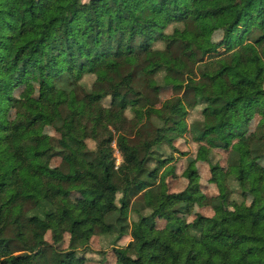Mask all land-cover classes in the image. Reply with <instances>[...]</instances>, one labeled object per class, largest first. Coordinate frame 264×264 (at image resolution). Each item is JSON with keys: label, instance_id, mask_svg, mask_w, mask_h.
Returning <instances> with one entry per match:
<instances>
[{"label": "trees", "instance_id": "obj_1", "mask_svg": "<svg viewBox=\"0 0 264 264\" xmlns=\"http://www.w3.org/2000/svg\"><path fill=\"white\" fill-rule=\"evenodd\" d=\"M29 81L39 96L16 97ZM164 86L173 96L155 108ZM129 110L160 119L152 139L119 131ZM186 133L199 146L172 192L173 168L159 171L173 157L155 147ZM262 159L264 0H0V264H87L93 236L113 234L132 238L115 264H264ZM192 205L214 213L186 221Z\"/></svg>", "mask_w": 264, "mask_h": 264}, {"label": "rangeland", "instance_id": "obj_2", "mask_svg": "<svg viewBox=\"0 0 264 264\" xmlns=\"http://www.w3.org/2000/svg\"><path fill=\"white\" fill-rule=\"evenodd\" d=\"M85 2H89L90 0H84ZM172 27L170 26L168 28V31H172ZM220 36L219 33L215 34L214 38L218 39ZM158 47H163L162 43L157 44ZM162 75H158L157 80H161ZM95 81V76L92 74H88L84 77V85L86 86V89H92L93 83ZM148 90V89H147ZM150 92V90H148ZM40 93L39 85L37 82L29 81L21 86L17 87L14 90V95L18 98H29V97H38ZM150 96L152 97L151 100L154 103L153 107L160 108L162 104L169 98L173 96V91L170 86H164L160 89L158 97L155 98L154 94L151 93ZM110 101V98L104 100V104L108 105ZM18 114L16 111V108H12L9 114V121L10 123H14L16 120ZM128 121L125 124V128H121L119 130L121 133H125L128 135L133 143H142L144 140L152 139L156 133V128L160 126L162 123L158 117L155 115H152L151 118H149L146 114H144L142 120H139L135 117V114L129 110L127 111ZM201 117L200 110L194 109L191 110L188 116L186 117V120L188 121V124H191L193 120L198 119ZM44 132L48 135L57 136L56 132L49 126L45 127ZM88 146L90 148H96V141L93 139L87 140ZM174 147L171 146V144L168 141H165L160 147H155L157 150V156L163 158V159H169L171 156L173 157L172 161H169L165 166L160 167L159 173L162 174L163 171L169 169L170 167L173 168L174 174H169L166 177V181L169 185V190L172 192L180 191L185 188L186 180L184 179L183 172L185 168L187 167L189 163L190 157H195L199 144L195 142L192 138V135L190 133H186L182 135L181 137H178L173 142ZM112 146L114 148V155L116 157V164L118 165L122 162V155L119 152L116 141L112 143ZM214 151V162H218L222 164L223 166H228V152L215 148ZM61 162V158H55L52 161L53 165L59 164ZM261 163L264 165V159L261 160ZM156 162H152L151 167L156 166ZM197 165L199 167L200 173H201V180L203 183V190L208 195H214L217 191L215 185L210 182V170L209 166L204 161H197ZM120 197V195H119ZM72 199L75 201H78L80 199L79 195L74 194L72 196ZM247 201L249 202L251 197L249 195L246 196ZM229 208H232V205H228ZM200 212L205 215H213L214 211L211 206H197L192 205L190 211L187 213V215L184 216V219L186 221H192L196 214ZM131 224L132 222L137 219L136 213L134 211L130 212L129 217ZM166 224V221L162 219L161 217L157 218V225L158 227H164ZM115 234L113 235H94L91 243H90V253L89 256L92 257L91 262H88L87 264H101L102 259H108L106 264H115L116 256L114 253L115 246H126L131 241L130 235H125L120 240L115 242ZM46 239L50 242H52L51 233L48 232L46 235ZM69 243V235L66 234L64 240L58 245L59 249H65L68 246ZM101 261V262H99Z\"/></svg>", "mask_w": 264, "mask_h": 264}]
</instances>
